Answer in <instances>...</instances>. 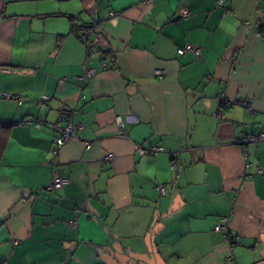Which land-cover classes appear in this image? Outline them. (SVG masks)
<instances>
[{"label": "crops", "instance_id": "0c3cea01", "mask_svg": "<svg viewBox=\"0 0 264 264\" xmlns=\"http://www.w3.org/2000/svg\"><path fill=\"white\" fill-rule=\"evenodd\" d=\"M224 2L0 0V264H264V140L235 141L264 130V0ZM63 108L83 128L54 153Z\"/></svg>", "mask_w": 264, "mask_h": 264}, {"label": "built area", "instance_id": "2783aa9c", "mask_svg": "<svg viewBox=\"0 0 264 264\" xmlns=\"http://www.w3.org/2000/svg\"><path fill=\"white\" fill-rule=\"evenodd\" d=\"M151 1L152 0H143V3L149 4ZM217 3L219 6L224 7L225 11H227V8L225 7L224 0H217ZM114 14L115 13H113V12L111 13V15H114ZM187 14H188V11H186V10L182 11L183 16H185ZM83 39L86 43L85 62L90 63L92 60V56H93L94 52L96 51L98 45L103 42V37L98 35V34L90 35V33L86 32L83 35ZM177 52L179 54H184L186 52H190L194 56H199L200 55V48L197 47L196 45L186 44L183 47H179L177 49ZM101 65L103 68H105L108 64L105 61H103L101 63ZM94 73H95L94 68L85 67V72L83 73L81 78L88 79ZM155 75L156 76H163V70H157L155 72ZM4 96L6 98H13L14 97V95L7 94V93H5ZM46 99H48V96L43 94L40 98L39 103H41L43 100H46ZM17 100H18V102H21L20 97H18ZM238 103H240L243 106H247L248 105V99L244 98L242 100H239ZM71 115H72L71 109L63 108L60 110V114H59V117L57 118V120L50 123L51 128L58 133L53 138L54 145L52 147V150L54 153H57L58 150L60 149V147L62 145H64L68 140H70L71 138L77 137V133L80 130H82V128H83V126L80 123H74L72 121ZM24 122L26 124H29V125L33 124L35 127L42 126L45 123V121L40 119V118H36L34 121L33 120H26ZM116 122H117V125L120 129L122 136H126V131L124 129V123L121 120L120 116L116 117ZM0 123H3L5 125L10 124L9 122L1 120V119H0ZM260 140H264V130H262L258 133L238 134L235 138L236 143H238L241 146L244 155H246L247 145L249 143L258 142ZM82 143L84 144L85 148H90L92 145V143L90 141H87V140H83ZM163 150H164V148L161 145L156 144V143H149L147 145H138L137 146V152L139 155L154 154V153H158V152L163 151ZM112 156L113 155L111 153H107L105 155V159L110 160L112 158ZM248 165H249V163L246 161V166H248ZM51 171H52L51 181L45 187V189L49 190V191L61 188L63 186V184L67 181L66 178L57 176L54 167H52ZM255 172L259 173L261 175H264V168L257 167L255 169ZM245 176H249V174H246ZM157 189L160 191V193H162V194L164 193V187L162 184H158ZM228 219H229V216L220 217L216 226H215V230L223 232L225 237L229 240L231 238L229 236V230H228V226H227ZM73 222L74 221H72L71 223H73Z\"/></svg>", "mask_w": 264, "mask_h": 264}, {"label": "trees", "instance_id": "16d2710c", "mask_svg": "<svg viewBox=\"0 0 264 264\" xmlns=\"http://www.w3.org/2000/svg\"><path fill=\"white\" fill-rule=\"evenodd\" d=\"M11 124L0 123V160L9 138Z\"/></svg>", "mask_w": 264, "mask_h": 264}]
</instances>
